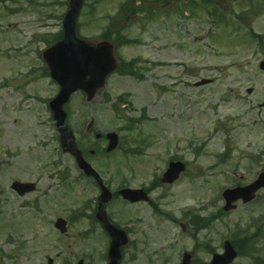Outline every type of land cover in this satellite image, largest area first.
Segmentation results:
<instances>
[{
    "label": "rangeland",
    "instance_id": "obj_1",
    "mask_svg": "<svg viewBox=\"0 0 264 264\" xmlns=\"http://www.w3.org/2000/svg\"><path fill=\"white\" fill-rule=\"evenodd\" d=\"M2 1L0 264H77L80 259L85 264H105L108 240L99 227L90 226V220L75 218L97 191L80 178L73 159L61 154L46 101L34 98L52 99L59 89L50 78L41 80L36 74L38 67L44 66L42 52L62 29L68 0ZM84 2L80 34L92 39L111 30L135 40L119 54L125 60L142 61L144 74L142 80L110 77L106 91L110 104L98 97L84 105L82 97L76 95L66 106L73 131L94 119L95 132L117 131L123 136L122 149L110 157L99 153L95 166L115 189L123 184L133 188L149 185L170 158L180 157L188 163L178 182L158 189L151 197L157 202L164 195L160 210L176 223L156 216L147 205L111 204L117 220L139 221L128 224L135 230L134 244L124 251L127 255L121 264H169L187 250L197 260L209 261L212 255L199 251L188 234L189 220L184 216L188 210L200 217L216 216L212 227L198 235L200 243L209 240L207 244L215 253L223 252L224 241L234 237L235 231H240V239L244 236L241 229L252 224L249 233H260L257 246L234 264H254L255 256L264 257V191L256 202L238 203L236 210L227 213L221 211L224 202L216 193L222 187L250 184L264 171V108L260 107L264 73L259 69L264 47L250 35L253 31L264 42V0ZM124 4L137 10L128 21L123 17ZM139 7L144 11L141 14ZM202 79H212L213 83L195 87ZM125 93L131 95L134 107L127 117L138 118L146 110L148 120L140 127L143 133H122L125 121L121 120V110L116 116L111 104ZM139 134L149 145L146 154L126 157L123 150L134 145ZM105 143L102 139L88 146L101 151ZM65 168L69 177L63 181L59 173ZM223 169L231 171L224 174ZM15 180L39 181L38 191L19 199L10 189ZM83 210L91 214L89 209ZM60 217L68 222L65 235L54 228Z\"/></svg>",
    "mask_w": 264,
    "mask_h": 264
},
{
    "label": "water",
    "instance_id": "obj_2",
    "mask_svg": "<svg viewBox=\"0 0 264 264\" xmlns=\"http://www.w3.org/2000/svg\"><path fill=\"white\" fill-rule=\"evenodd\" d=\"M82 4L83 0H71L70 10L64 22V40L44 54V59L51 69L52 77L62 87L61 93L52 103L51 109L58 120V128L70 138V133L64 123L66 114L63 112V106L68 102L70 96L78 89L86 91L89 95V99H91L97 90L104 86L107 76L115 69L111 45L103 43L97 48H93L77 39L75 35V27ZM109 137L113 142L112 147L109 148V150H112L117 144V136L115 134H110ZM67 149L73 152L80 164V168L86 174H94L91 167L83 162L80 154L77 153L78 151L75 147L74 139L71 140L69 145H67ZM179 166L180 168L172 170V176L174 179H176L182 172V166ZM261 186L262 184L259 182L249 190L251 191ZM103 191L104 193L101 199L103 201L102 203H106L111 197L105 189H103ZM125 194H129V192H126ZM251 198H253V195H247L244 200L249 201ZM138 199L144 198L139 194ZM105 225L114 239L110 253L112 259L110 264H118L120 258L119 249L121 246H124L127 241L124 236L112 226L106 222ZM65 226L66 223L62 220L57 224V227L61 232L66 231ZM234 257L235 255L228 249V253L223 257L215 259L216 261H214V263L229 264Z\"/></svg>",
    "mask_w": 264,
    "mask_h": 264
}]
</instances>
